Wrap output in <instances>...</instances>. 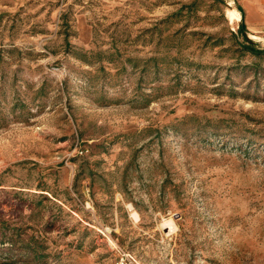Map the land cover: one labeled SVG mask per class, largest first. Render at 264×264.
<instances>
[{"label": "rangeland", "instance_id": "obj_1", "mask_svg": "<svg viewBox=\"0 0 264 264\" xmlns=\"http://www.w3.org/2000/svg\"><path fill=\"white\" fill-rule=\"evenodd\" d=\"M232 8L0 0V264H264V33Z\"/></svg>", "mask_w": 264, "mask_h": 264}, {"label": "crops", "instance_id": "obj_2", "mask_svg": "<svg viewBox=\"0 0 264 264\" xmlns=\"http://www.w3.org/2000/svg\"><path fill=\"white\" fill-rule=\"evenodd\" d=\"M232 3L237 7L240 20H244L253 34L264 33V0H232Z\"/></svg>", "mask_w": 264, "mask_h": 264}, {"label": "bare ground", "instance_id": "obj_3", "mask_svg": "<svg viewBox=\"0 0 264 264\" xmlns=\"http://www.w3.org/2000/svg\"><path fill=\"white\" fill-rule=\"evenodd\" d=\"M229 18L232 22H236L240 19V14L236 9H229Z\"/></svg>", "mask_w": 264, "mask_h": 264}, {"label": "built area", "instance_id": "obj_4", "mask_svg": "<svg viewBox=\"0 0 264 264\" xmlns=\"http://www.w3.org/2000/svg\"><path fill=\"white\" fill-rule=\"evenodd\" d=\"M118 264H133L128 256H122Z\"/></svg>", "mask_w": 264, "mask_h": 264}, {"label": "water", "instance_id": "obj_5", "mask_svg": "<svg viewBox=\"0 0 264 264\" xmlns=\"http://www.w3.org/2000/svg\"><path fill=\"white\" fill-rule=\"evenodd\" d=\"M241 31H242L243 34H245V32H246L245 25H242V27H241Z\"/></svg>", "mask_w": 264, "mask_h": 264}, {"label": "trees", "instance_id": "obj_6", "mask_svg": "<svg viewBox=\"0 0 264 264\" xmlns=\"http://www.w3.org/2000/svg\"><path fill=\"white\" fill-rule=\"evenodd\" d=\"M251 46H252V44H251ZM248 49H251V48H248Z\"/></svg>", "mask_w": 264, "mask_h": 264}]
</instances>
